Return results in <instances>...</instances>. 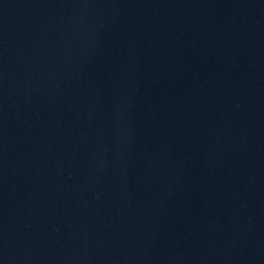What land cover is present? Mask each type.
<instances>
[{"label": "water", "instance_id": "95a60500", "mask_svg": "<svg viewBox=\"0 0 264 264\" xmlns=\"http://www.w3.org/2000/svg\"><path fill=\"white\" fill-rule=\"evenodd\" d=\"M0 264H264V0H0Z\"/></svg>", "mask_w": 264, "mask_h": 264}]
</instances>
